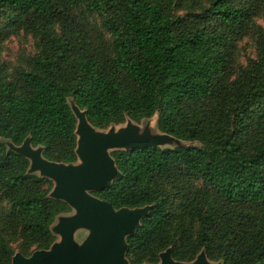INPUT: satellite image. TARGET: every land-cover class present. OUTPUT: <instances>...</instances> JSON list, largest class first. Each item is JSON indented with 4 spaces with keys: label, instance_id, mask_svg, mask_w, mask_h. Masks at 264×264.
<instances>
[{
    "label": "trees",
    "instance_id": "16d2710c",
    "mask_svg": "<svg viewBox=\"0 0 264 264\" xmlns=\"http://www.w3.org/2000/svg\"><path fill=\"white\" fill-rule=\"evenodd\" d=\"M264 0H0V47L31 36L37 53L0 67V264L56 243L70 206L9 151L30 139L43 157L77 163L73 99L97 130L158 116L188 147L111 153L123 178L93 193L116 210L151 207L127 237L132 264H264ZM255 42L243 66L237 46ZM4 205L7 208L4 209Z\"/></svg>",
    "mask_w": 264,
    "mask_h": 264
},
{
    "label": "water",
    "instance_id": "95a60500",
    "mask_svg": "<svg viewBox=\"0 0 264 264\" xmlns=\"http://www.w3.org/2000/svg\"><path fill=\"white\" fill-rule=\"evenodd\" d=\"M76 119L78 146L76 154L82 165L50 162L43 157L42 149L34 150L30 139L16 152L31 161L29 173L40 171L42 176L55 183L51 197L67 203L77 211L71 219L62 221L53 232L61 236L50 250L38 251L30 258L18 254L12 264H129L126 260L127 237L134 235L141 221L149 215L151 207L116 210L110 203L100 200L90 192L111 187L123 174L109 154L110 150L124 151L156 148L171 139L170 135L150 136L137 127L128 126L116 132L102 133L88 122L86 111L76 105L71 107ZM85 228L93 233L81 246L74 239L76 230ZM161 264H188L176 262L169 249L161 255ZM191 264H210L205 253ZM221 264V263H218Z\"/></svg>",
    "mask_w": 264,
    "mask_h": 264
},
{
    "label": "rangeland",
    "instance_id": "374dc122",
    "mask_svg": "<svg viewBox=\"0 0 264 264\" xmlns=\"http://www.w3.org/2000/svg\"><path fill=\"white\" fill-rule=\"evenodd\" d=\"M3 23H4V21L0 19V25ZM258 23H260V24L264 23V13L262 16L259 17ZM36 53H37L36 43L31 36H28L23 32L16 34V35H13L7 41H5L2 44V46L0 47V67L4 68L8 72H13L17 68L22 67L24 65L26 59L33 57ZM236 53H237L238 62L240 64H242L243 66L247 65V62L249 59L256 58L257 53H256V49H255L254 39L252 37H248V38L246 37L243 41H241L238 44ZM69 104L71 107L76 105L75 101L72 98L69 99ZM82 112H84V111H82ZM157 120H158V116L156 115L151 119L142 121L141 123H135V122L129 120L123 125L112 126L111 128H109L108 130H105V131L97 130V129H95V130L102 132V133H109V131H111V130H114L116 132H120V131L126 129L128 126H133V127H137L139 129L140 134H142L146 130H149L150 136H152V137L166 135L164 133H161L158 130ZM169 137H171V139L167 140L163 145L160 146V148L175 149L178 147H188V146H192V145H198L195 143L184 142V141L178 140L172 136H169ZM77 138H78V136H77ZM5 143H6V146H7L9 151H13L14 148L20 147V146H15L13 143H11L9 141H6ZM32 148L34 150L42 149V152L44 151L43 147L34 148L32 146ZM121 150H123V149L110 150L109 154L111 155L112 152L121 151ZM54 163H56V162H54ZM57 164H61V163H57ZM68 165H71V164H68ZM72 165H74V166L82 165V162L78 159L77 163H74ZM32 174L43 177L42 173L40 171H35ZM43 178H45V177H43ZM53 183H54V181H53ZM54 188H55V183H54ZM90 194L93 195V192H90ZM3 208L6 209L7 205H4ZM76 215H77V211L73 208H71V211L69 213H65V214L60 215L56 219V222L52 227V231H53V229H56L58 226H60L62 221L71 219V218L75 217ZM92 233L93 232L91 230L85 229V228H81V229L76 230V232L74 234L75 242L79 246H81L89 237H91ZM54 234L57 237L56 243H60L61 242V236H59L56 233H54ZM21 246H22V239L20 237L16 238L11 243L10 247L14 251V257L16 255L20 254V255L24 256L25 258H30L34 253L39 251L35 247H33L29 251L28 255H23L20 252ZM162 254H160L159 264H161V262H162V259H161ZM198 257L193 262H190L188 264L194 263L198 259ZM126 260L128 261L129 264H132L131 261L127 258V256H126ZM180 263H183V262H180ZM209 263L210 264H218V263H213L211 261H209ZM145 264H148V263H145Z\"/></svg>",
    "mask_w": 264,
    "mask_h": 264
},
{
    "label": "flooded vegetation",
    "instance_id": "af4514ba",
    "mask_svg": "<svg viewBox=\"0 0 264 264\" xmlns=\"http://www.w3.org/2000/svg\"><path fill=\"white\" fill-rule=\"evenodd\" d=\"M94 193V192H93ZM131 210H134V209H131ZM141 224V223H140ZM129 237V236H128Z\"/></svg>",
    "mask_w": 264,
    "mask_h": 264
}]
</instances>
